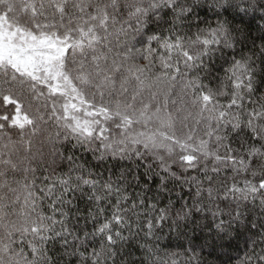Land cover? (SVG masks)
Here are the masks:
<instances>
[{"label":"snow or ice","instance_id":"1","mask_svg":"<svg viewBox=\"0 0 264 264\" xmlns=\"http://www.w3.org/2000/svg\"><path fill=\"white\" fill-rule=\"evenodd\" d=\"M141 208L187 242L153 264L264 238V0H0V264H115Z\"/></svg>","mask_w":264,"mask_h":264},{"label":"trees","instance_id":"2","mask_svg":"<svg viewBox=\"0 0 264 264\" xmlns=\"http://www.w3.org/2000/svg\"><path fill=\"white\" fill-rule=\"evenodd\" d=\"M76 156L81 162L84 160H92V157L87 153L77 152ZM93 163L95 162L93 161ZM122 166L126 167L127 164L122 162ZM107 169H112V171L115 172L120 171L119 166L113 168L112 164H109ZM107 169L102 166L98 169V171L105 179L111 177V179L115 180L116 176L112 175V171H108ZM67 170V165L65 164L63 170H58L57 174L63 175V173L67 172ZM192 174L196 175L195 172H192ZM222 175L230 176L231 173L225 172L222 173ZM149 186L151 187L152 191L147 193V204L149 206L155 205L157 209L168 207L170 211L175 210L172 207L173 205L178 208L180 204L189 201L191 199V193L195 190L194 187L185 185L183 190H181L179 187H175L171 191L166 189L161 192L158 184H152L151 177H149ZM205 186L207 187V185ZM142 187L143 184L141 183V187L128 189L126 194L131 197L135 193L138 202L139 198L145 195V193L141 191ZM77 203L81 209V213L83 214V210L86 207V201L79 200ZM221 206L223 207V205ZM249 206L255 208L254 205L250 204ZM104 207L106 208V211L101 216V220H103L104 216L110 215L113 210L107 204H105ZM146 211L147 210L144 208L138 209L139 215L133 217L135 222L132 223L131 234L127 229L122 232V235H124L127 240L120 242V244L117 246L115 264H153L157 258L166 259V254L171 253L181 254L177 258L183 261L184 248H182L180 245L184 244L186 246V239L184 237L178 236L175 229H169L167 227V222H161L159 220L156 221L154 234H147L148 224L147 221L144 220ZM147 215L148 220H151L153 216L158 215V212H148ZM253 241H255V243H253ZM93 246L98 247V245ZM49 247L52 249L49 255H55L56 258H59L62 252L61 246L59 244H50ZM148 248L159 249V251L156 252L155 256H153L148 253ZM262 248H264V238H261L260 236H251L247 239L246 246L245 236L241 235L240 237H237L236 240L232 241L231 247L227 249L228 254L232 257V260L229 261V264H240V262L245 259L246 254H250L253 250L260 252ZM57 249L60 251H57ZM90 251L91 247L89 248V252ZM209 252L212 254L209 255ZM73 259H75V257L65 256L62 264H70V261ZM202 261L203 264H225L227 257L224 255L223 250L219 248H217L214 252L211 249H206L202 253ZM109 264H112V262L109 261Z\"/></svg>","mask_w":264,"mask_h":264}]
</instances>
